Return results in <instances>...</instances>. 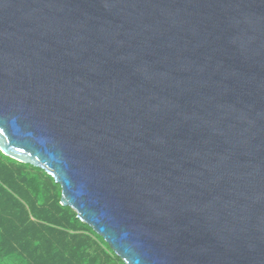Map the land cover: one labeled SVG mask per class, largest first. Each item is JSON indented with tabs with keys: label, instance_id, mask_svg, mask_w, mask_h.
<instances>
[{
	"label": "water",
	"instance_id": "95a60500",
	"mask_svg": "<svg viewBox=\"0 0 264 264\" xmlns=\"http://www.w3.org/2000/svg\"><path fill=\"white\" fill-rule=\"evenodd\" d=\"M0 151L126 264H264V0H0Z\"/></svg>",
	"mask_w": 264,
	"mask_h": 264
},
{
	"label": "trees",
	"instance_id": "16d2710c",
	"mask_svg": "<svg viewBox=\"0 0 264 264\" xmlns=\"http://www.w3.org/2000/svg\"><path fill=\"white\" fill-rule=\"evenodd\" d=\"M61 193L44 169L0 151V264H126Z\"/></svg>",
	"mask_w": 264,
	"mask_h": 264
}]
</instances>
